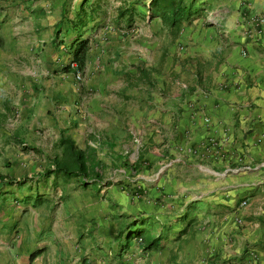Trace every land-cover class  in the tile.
I'll return each mask as SVG.
<instances>
[{"label":"crops","instance_id":"1","mask_svg":"<svg viewBox=\"0 0 264 264\" xmlns=\"http://www.w3.org/2000/svg\"><path fill=\"white\" fill-rule=\"evenodd\" d=\"M80 1L19 2V16L27 18L29 31L14 42L18 63L9 72L5 63L0 85L14 84L18 96H28L22 107L35 112L30 129L45 127L57 137H71L78 147L96 148L101 163L124 160L127 152L131 161L144 160L147 156L139 153V147L146 148L152 134V139L163 142L160 149L168 140L189 153L185 158L181 155L178 169L171 174L170 181L176 183L172 191L177 194L183 193L182 183L187 179L184 167L205 172L204 178L195 180L210 183L208 175L222 179L217 172L225 171L228 163L237 165L262 156L264 140L259 141L256 133L260 126L264 129V77L260 81L259 73L264 67V57L259 59V52L264 53V25L254 20L264 14V0H202L212 11L205 13L206 8L201 7L175 36L159 17H148L146 1L145 6L135 4L130 24L139 27L134 29L127 26L128 16H119V10L134 0H119L115 13L120 28L117 22L113 28L101 0L104 13L88 18L79 30L81 39L88 41V50L79 71L82 78L76 80V71L62 69L71 64V46L79 37L71 21ZM140 17L142 23H138ZM178 44L184 47L175 55ZM136 88L139 91L133 93ZM0 94L5 95L3 88ZM32 148L41 151L38 145ZM249 148L252 154L247 158L244 151ZM1 164L5 166L4 160ZM257 176L260 179L261 172ZM24 179L15 180L21 185ZM261 183L259 180L255 200L264 192ZM246 186L245 182L231 185L235 187L232 193L239 198ZM33 189L22 193L25 196L16 208L7 201L0 207V227L15 224L14 250L20 264L30 260L34 264H223L239 253L227 240V219L232 216L225 214L230 205L227 200H197L200 205L219 207L224 214L188 239H182L186 230L179 233L181 229L167 235L175 230V225L168 230L169 219L179 214L165 217L162 229L166 235L158 245L144 249L145 255L138 259L132 243L130 251H120V230L115 224L103 229L96 213L85 222L84 213L72 206L60 217V224L39 216L36 206L24 204L30 201L26 198L30 192L34 198L40 194V189ZM213 191L217 196L226 193ZM57 212L63 213L59 208ZM142 220L150 228L153 225L152 218ZM109 247L112 252H104Z\"/></svg>","mask_w":264,"mask_h":264},{"label":"rangeland","instance_id":"2","mask_svg":"<svg viewBox=\"0 0 264 264\" xmlns=\"http://www.w3.org/2000/svg\"><path fill=\"white\" fill-rule=\"evenodd\" d=\"M21 1L0 0V71L5 67V63L7 64L8 72L14 71L15 63H18L13 53L14 42L19 39L20 34L22 35L21 37L25 38L24 33L29 31L27 18L19 16L21 13L19 2L21 3ZM103 1L102 7L105 10V15L112 17L108 24L116 28L115 24L116 22L118 23V16L115 13V9L119 5V0ZM195 6L198 11H200L201 7L206 8L205 13L212 11V6L209 7L202 0H197ZM257 16H264V14L260 13ZM140 19L138 23H142V18L140 17ZM198 22L196 21V23ZM258 24L259 26L264 25V22ZM118 26L120 28L119 23ZM130 26L134 27V29L139 27L138 24ZM183 47L181 44L176 45L175 55L178 54L177 52H181ZM259 57L260 60L264 57L262 51L259 52ZM259 73L262 76L260 81H262L264 67H260ZM80 74L82 78V73ZM9 79L7 78V80ZM139 85L141 84L139 83ZM37 87L40 86L37 85ZM0 88L5 90V95L0 94V161L4 160L5 162V166L0 165V172L8 178L19 180V178L25 177L24 180H27L26 183H21V185L14 183L6 186L0 183V207L7 201V204H11V206L16 208L17 205L21 204L20 202L25 196L22 193L35 190L33 188L36 187V190H41L39 201L35 200L34 192L32 191L30 192L32 194L30 201L24 202V204L36 206L39 211L37 214L47 218L50 223L60 224V217L62 219L65 215L64 211L71 210L72 206H77L79 208L78 211L81 210L84 213L85 222L89 221V216L94 213L100 216L99 220L101 219L103 229L108 227V225L115 224L121 231L124 224L132 219L152 218L154 221H151V224H153L151 226V234L155 236L159 232H163L162 228H165L167 223L165 217L179 214L178 217L169 219L175 223V230H171L167 235L173 236L179 229L185 228L186 233L182 239H188L191 233L194 236L199 230L203 231L204 226L214 222L217 215H223L224 213H219V207L205 204H201V206L186 212L187 204L190 201L196 202L197 200L200 202L227 200L230 205L227 206L228 211L225 214L232 215L227 219V240L228 242H233L234 248L239 253L224 263L236 259H244L251 251H254L258 255L260 262L264 264V192L255 200L259 180H261V185L264 188V151L261 154L262 156L256 160L249 162L245 159V162L237 163V165L228 163L225 171L219 170L217 172V175H223L222 179L215 175H208L209 178H207L211 180L209 181L210 183L208 181L195 180V178H204L202 174L205 172L202 173L196 169L184 167L187 179L183 180L182 194L172 191L174 189L173 185L176 183L171 182L170 178L172 177V172L178 169V159H182V156L183 158L188 157L189 153H186V151L182 152L176 144L168 140L165 142L164 149H160L163 142H157L152 139L153 134L146 148L139 147V153L145 154L147 156L146 159L141 161L134 159L131 161L132 157L127 158L129 152L124 154L125 159L121 161L118 158L115 159L116 162L107 159L98 168L100 173L99 182L93 181L92 178L88 180V186H83L80 183V179H66L62 175H52L44 179L41 177V173L50 167L49 157L61 154L62 149L58 144L59 136L57 137L51 132V129L45 127L38 129L32 126L30 129V122L35 112H27L22 107V104H24L23 100H26L28 96L24 94L18 96L19 90L14 84L0 85ZM133 91L135 93L139 90L136 88ZM259 128L261 129L256 133V137L260 141L264 140V129H262V126ZM98 136L100 139L102 138L101 132L98 133ZM136 137L138 138L140 135L137 134ZM35 145H38L41 149L40 152L31 149ZM80 148L84 149L82 144ZM244 153L248 158L252 154L251 148L244 151ZM260 172L262 177L259 179L257 174ZM242 182L247 184V188L245 192L241 193L242 196L237 198L232 193L235 187H231V185L235 186ZM29 188L32 189L29 190ZM214 189H219L226 193L225 195L217 196L215 191H213ZM229 191L231 193H228ZM5 193L7 195L1 197ZM58 208L63 213H58ZM14 214L11 215L13 221ZM182 214L184 216L188 215L185 220L180 219ZM178 218L179 220H177ZM188 221L189 223L186 224ZM14 225L11 224L8 228L6 226L0 227V264H20L16 260L14 250L16 238ZM121 240L124 242L123 238ZM131 240L129 244H134L135 252L133 253H137V258L141 259L142 255H145V250L142 248L143 245L139 244L136 239ZM168 246L170 247L171 244ZM111 249L109 247L104 252H112ZM130 249L131 247L128 246L126 250L130 251ZM238 256L239 258H236ZM31 262L32 260L27 264H31ZM34 263L32 262V264ZM135 264L137 263L135 262Z\"/></svg>","mask_w":264,"mask_h":264},{"label":"trees","instance_id":"3","mask_svg":"<svg viewBox=\"0 0 264 264\" xmlns=\"http://www.w3.org/2000/svg\"><path fill=\"white\" fill-rule=\"evenodd\" d=\"M101 0H81L77 6L75 12V19L71 21L73 28L77 31L79 36L75 42V46H71V52L73 55L72 61L76 64L73 68L71 64L63 67V71L70 72L75 69V71H81L85 62L86 53L88 50V41L81 39L80 29H82L86 24L88 18L92 17L96 13L103 14V10L100 7ZM147 2L148 17L153 19L159 17L164 26H166L169 32L175 36L181 29L183 22L191 20L197 14V8L195 3L197 0H134L129 4L124 5V10H119L120 17H127V23L129 25L132 21L130 17L136 10L135 4ZM1 42V38H0ZM58 144L61 147V154H56L49 158L50 167L42 171L41 177L44 179L50 176L62 175L66 179L76 178L80 179V183L83 186H88L89 179L93 178V181H100V173L98 168L101 165V161L96 156L95 148L91 146H86L84 149L78 147L74 139L68 136L60 135ZM31 149H35L32 148ZM27 180H23L21 183H26ZM0 183H6L7 185H12L14 183H19L13 178H8L0 173ZM93 183V182H92ZM95 183V182H94ZM40 194L35 195V200L39 201ZM28 195L26 198H30ZM201 206L199 202L191 201L187 204L186 212L190 209ZM188 215L184 216L182 214L180 219L185 220ZM179 220V218L177 219ZM186 222V224H188ZM175 223H170L167 225L168 230L173 227ZM185 228H182L179 233H183ZM165 232L158 233V235L153 236L151 234V228L144 224L141 219H132L126 222L119 232V236L124 239V242L120 246V251H126L129 246V241L131 239H136L138 243L143 245L144 249H149L153 246L158 245V243L165 236Z\"/></svg>","mask_w":264,"mask_h":264},{"label":"built area","instance_id":"4","mask_svg":"<svg viewBox=\"0 0 264 264\" xmlns=\"http://www.w3.org/2000/svg\"><path fill=\"white\" fill-rule=\"evenodd\" d=\"M147 13H148V10H147ZM254 21H256L258 23H263L264 22V16H256ZM248 36H249V33H248ZM71 66L73 68H75L76 64L74 62H71ZM74 71H75V69H74ZM75 78L76 79L81 78V74L78 71L75 72ZM224 264H262V263L260 262L258 255L254 251H251L249 253V255L244 259H241V260L236 259V260H233L231 262L224 263Z\"/></svg>","mask_w":264,"mask_h":264}]
</instances>
